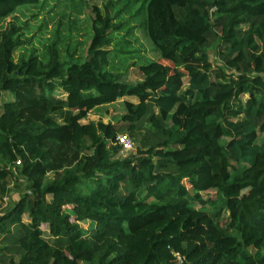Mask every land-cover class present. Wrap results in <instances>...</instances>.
<instances>
[{
    "label": "trees",
    "instance_id": "16d2710c",
    "mask_svg": "<svg viewBox=\"0 0 264 264\" xmlns=\"http://www.w3.org/2000/svg\"><path fill=\"white\" fill-rule=\"evenodd\" d=\"M43 1L0 0V27ZM108 1L82 61L59 30L17 60L28 23L0 33V200L10 180L20 194L0 213V264H264V0ZM137 29L157 60L122 45ZM130 53L137 84L115 66ZM121 99L125 126H81ZM119 134L135 154L118 157Z\"/></svg>",
    "mask_w": 264,
    "mask_h": 264
},
{
    "label": "rangeland",
    "instance_id": "374dc122",
    "mask_svg": "<svg viewBox=\"0 0 264 264\" xmlns=\"http://www.w3.org/2000/svg\"><path fill=\"white\" fill-rule=\"evenodd\" d=\"M78 2L79 0H44L40 6L23 8L17 13V15L9 18L0 27V33L16 20H19L21 26L22 24L25 25L26 23H28L29 25L25 33L26 38H30L31 42L27 43V45L23 48L19 49V51L15 54L16 60L23 54L28 55L33 48H36L39 51V54L43 53L44 47L48 46L52 42V40L57 37L56 33L58 30L60 31V38L62 39L61 46L59 47L62 50L63 57L68 55L67 49L69 46H75L73 52L76 58H79L80 56L83 57L81 61L85 57H89V48L91 39L93 38L94 34V22L96 19L94 6H97L101 10L103 15L107 14L111 17L116 16V10H114V5H111L108 0H85L82 8L73 10L75 6L80 3ZM118 2L119 1L116 0V3ZM78 10H81V12H78ZM125 17L129 18V16L127 15H125ZM135 24L136 23H134L133 25L135 26ZM131 25H127L129 29L131 28ZM123 34L125 35L126 32H123ZM71 36L72 38H69ZM131 41L134 42L131 44H122L126 49L129 48V50L127 51L131 52L138 48L140 49V54L142 57H148L153 60H157L159 58V54L155 51L149 38L141 29H137L135 31V36L131 35ZM209 53L214 65H220L221 61L218 59L214 50L210 49ZM138 62L139 59L134 53L121 55L120 59H115L116 68H118L120 72L125 74L122 77L121 81L137 84L143 79V72L139 68V65H137ZM127 68L128 70L126 71ZM185 81L187 82V80ZM55 96L58 98H65L67 97V92L63 90H57L55 92ZM246 99L247 97H244V100ZM10 100H12V96L9 93L2 94V96L0 97V106L2 107L4 103L9 102ZM125 113L126 111L123 99H121L116 104L106 105L102 108L92 111L89 117L81 122V126L83 128H87L92 122L98 123L99 121H103L106 124L112 123L117 128H121L128 122L122 119V116ZM259 136V142L262 143L264 141V134L259 132ZM135 153L136 150L132 152L121 151L118 157L126 158ZM47 177L48 180H51L53 178V175L49 174ZM9 184L12 192L8 197L0 200V213H3L13 207L15 202H17L20 198V194L14 188V182L10 180ZM185 184L190 188L189 184ZM203 195L205 199H214L216 192L209 191L207 193H204ZM255 196H257V193L251 191L246 193L245 198L252 199ZM28 219V216L24 217L25 221H28ZM81 225L88 231H93L95 227V223L92 221H84L81 223ZM44 230L45 237H47L48 228L44 227Z\"/></svg>",
    "mask_w": 264,
    "mask_h": 264
},
{
    "label": "built area",
    "instance_id": "2783aa9c",
    "mask_svg": "<svg viewBox=\"0 0 264 264\" xmlns=\"http://www.w3.org/2000/svg\"><path fill=\"white\" fill-rule=\"evenodd\" d=\"M116 145L121 146L123 152H132L137 149L135 141L126 134H119L116 137ZM20 164V162H18Z\"/></svg>",
    "mask_w": 264,
    "mask_h": 264
}]
</instances>
